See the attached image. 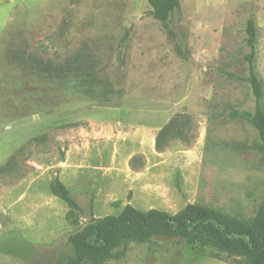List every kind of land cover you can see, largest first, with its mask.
Returning <instances> with one entry per match:
<instances>
[{
  "label": "rangeland",
  "instance_id": "374dc122",
  "mask_svg": "<svg viewBox=\"0 0 264 264\" xmlns=\"http://www.w3.org/2000/svg\"><path fill=\"white\" fill-rule=\"evenodd\" d=\"M179 4L167 27L148 0H0V187L27 176L34 156L63 160L73 144L113 136L124 101L140 97L159 103L167 124L174 118L187 124L190 142L170 146L191 148L200 137L204 149L194 201L186 199L178 169L171 186L157 184L150 196L145 186L130 189V202L136 196L140 206L172 213L199 203L245 221L255 217L264 203V153L255 148L260 136L251 123L256 105L245 58L253 21L255 67L264 83V0ZM134 158L139 170L144 157ZM84 209L85 225L92 210ZM1 223L0 257L57 264L70 252L65 240L29 248L10 223ZM105 264L244 263L159 237L132 243L125 258Z\"/></svg>",
  "mask_w": 264,
  "mask_h": 264
},
{
  "label": "crops",
  "instance_id": "0c3cea01",
  "mask_svg": "<svg viewBox=\"0 0 264 264\" xmlns=\"http://www.w3.org/2000/svg\"><path fill=\"white\" fill-rule=\"evenodd\" d=\"M161 112L166 114L163 120ZM167 117L159 103L140 97L127 98L113 136L73 144L65 151L63 160L54 154L34 156L29 161L32 170L27 176L16 184L0 187V219L10 223L21 243L29 248L56 247L65 240L64 249L71 251L66 241L73 232L66 219L69 207L52 192L51 184L56 179L74 194L82 208L90 204L96 219L120 215L129 203L130 189L145 186L143 193L150 196L157 184L171 186L172 175L178 169L182 172L185 197L194 201L193 188L200 178L204 143L198 137L191 148L176 143L158 152L156 137L167 125ZM139 155L144 157V164L135 170L130 161ZM134 200L131 205L140 211H164L156 206L138 205L136 196ZM0 229H5L2 223ZM59 256L62 258L57 264L66 255ZM35 261L0 257V264H48Z\"/></svg>",
  "mask_w": 264,
  "mask_h": 264
},
{
  "label": "trees",
  "instance_id": "16d2710c",
  "mask_svg": "<svg viewBox=\"0 0 264 264\" xmlns=\"http://www.w3.org/2000/svg\"><path fill=\"white\" fill-rule=\"evenodd\" d=\"M148 2L153 17L167 27L180 5L179 0ZM247 33L250 52L245 59L249 68L248 82L256 105L251 123L260 136L255 148L264 153V112L261 107L264 83L255 67L256 27L253 21L249 22ZM231 116L237 117L238 113L232 111ZM179 122L180 119L174 118L158 133V152L168 149L173 140L190 142L184 133L187 124ZM134 160H131L133 168ZM181 185L176 183L180 193L183 192ZM51 189L56 197L68 204L66 219L73 227V232L67 237L71 251L58 264H105L121 260L126 257L132 243L145 244L159 237L174 238L189 247H212L219 255L241 259L244 264H264V203L251 221H245L199 203H189L175 215L157 209L143 212L131 205L130 194L129 203L120 215L96 219L90 207L92 218L84 225L82 219L85 209L63 183L56 179Z\"/></svg>",
  "mask_w": 264,
  "mask_h": 264
}]
</instances>
